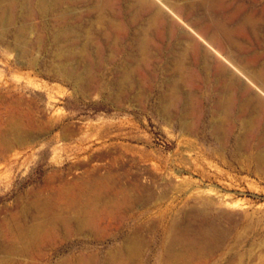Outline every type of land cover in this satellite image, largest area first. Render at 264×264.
Here are the masks:
<instances>
[{
  "label": "bare ground",
  "instance_id": "1",
  "mask_svg": "<svg viewBox=\"0 0 264 264\" xmlns=\"http://www.w3.org/2000/svg\"><path fill=\"white\" fill-rule=\"evenodd\" d=\"M62 1L0 0V21L8 24L14 20L17 2L19 17L28 18L33 14V3L45 14ZM81 2L88 6L86 22H78L76 30H64L56 35L58 43L76 41L78 45L76 52L71 49L60 52L62 60L66 56L85 60L88 45L98 54L100 49L93 46L94 38L107 42L110 49H120L135 63L146 67L150 60L162 58L164 78L160 79L156 63L153 71L145 74L150 84L160 82L157 96L160 116L167 121H180L184 131L193 130L192 116L199 124L209 122L214 137L220 140L234 137L236 150L248 151L243 167L257 174L264 171V0ZM63 19L64 15L58 17ZM98 24L105 31L96 32ZM57 71L72 78L67 65L59 63ZM120 73L109 84V99L115 105L126 99L139 101L140 96L127 93L132 83L131 73L126 68ZM92 78L87 66L74 80L77 86H83ZM2 114L6 118L0 120V161H13L12 135L21 137L27 129L16 118L11 103ZM64 128L68 135L71 129ZM102 128L101 132L110 131L105 124ZM121 128V124L116 127ZM5 132L12 137L1 139ZM106 152L107 156L111 153ZM118 154L111 162L118 160ZM78 164L76 158L70 167L46 175L41 184L27 191L22 206L16 205L1 218L0 264H41L48 250L63 248L72 235L89 237L99 243L109 238L112 241L108 246H85L81 241L82 249L71 250L59 264L147 262L144 254L147 243L143 237L146 212L142 209L154 207L157 202L145 192V183H152L149 179L144 183L137 176L132 185L118 182V173L102 165L94 166L91 171L85 169L79 176L73 173ZM162 230L166 236L160 246L164 257L157 259L158 264L187 263L190 257L213 250V235L209 230L204 232L206 238L202 236L200 240L175 224ZM15 257L20 259L14 260Z\"/></svg>",
  "mask_w": 264,
  "mask_h": 264
},
{
  "label": "rangeland",
  "instance_id": "2",
  "mask_svg": "<svg viewBox=\"0 0 264 264\" xmlns=\"http://www.w3.org/2000/svg\"><path fill=\"white\" fill-rule=\"evenodd\" d=\"M18 8L19 2L11 23L0 21V120L11 103L27 130L21 137L6 132L1 137L14 138L15 155L13 161H0V222L9 209L22 206L27 191L41 184L46 175L70 167L78 158L79 167L73 173L79 176L85 169L102 165L118 173V182L132 185L137 176L152 183L144 182L146 195L157 199L154 207L142 209L146 212L145 264H158L157 259L164 257L160 246L166 236L162 229L174 224L199 240L205 231L213 235V250L183 264H264V171L257 174L243 167L248 151L238 152L234 137H214L209 122L199 124L192 116L193 130L184 131L180 121L160 116V82L150 84L145 74L153 71L156 63L160 79L164 78L165 61L152 59L146 67L120 49H110L99 38L93 40V46L100 49L98 54L88 45L85 60L74 56L62 60L60 52H76L78 45L76 41L58 43L56 35L86 22L88 6L81 0H63L44 14L33 3V14L28 18H20ZM60 15H64L63 20H58ZM95 31L103 32L105 27L98 24ZM59 63L68 66L72 78L57 71ZM87 66L93 78L77 86L74 77ZM125 68L134 87L130 84L127 93L140 96V100L126 99L115 105L108 97L109 84ZM104 124L109 132H101ZM120 124L122 128L116 129ZM64 127L71 129L68 135ZM103 144L106 146L101 147ZM106 151L113 153L107 156ZM116 154L118 160L113 163L111 158ZM213 201L214 206L210 204ZM81 241L85 246H108L112 239L99 243L72 235L63 248L48 250L40 263L59 264L71 250L82 249Z\"/></svg>",
  "mask_w": 264,
  "mask_h": 264
}]
</instances>
